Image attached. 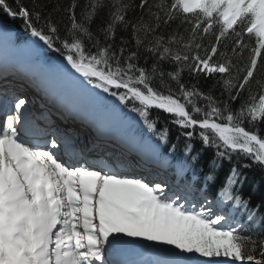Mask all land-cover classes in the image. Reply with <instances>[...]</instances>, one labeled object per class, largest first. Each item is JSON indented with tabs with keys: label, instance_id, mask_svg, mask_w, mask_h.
I'll list each match as a JSON object with an SVG mask.
<instances>
[{
	"label": "snow or ice",
	"instance_id": "obj_1",
	"mask_svg": "<svg viewBox=\"0 0 264 264\" xmlns=\"http://www.w3.org/2000/svg\"><path fill=\"white\" fill-rule=\"evenodd\" d=\"M0 13L29 38L22 79L43 100L36 113L0 90V264H264V194H244L245 170L264 173V0H0ZM0 33L6 56L17 42ZM180 137L193 164L211 150L202 183L171 162Z\"/></svg>",
	"mask_w": 264,
	"mask_h": 264
},
{
	"label": "trees",
	"instance_id": "obj_2",
	"mask_svg": "<svg viewBox=\"0 0 264 264\" xmlns=\"http://www.w3.org/2000/svg\"><path fill=\"white\" fill-rule=\"evenodd\" d=\"M40 2L45 3L49 8L53 6V4L56 2V0H40ZM66 2V0H64ZM0 25H4L11 29L13 32V39L17 42L15 48H21L24 47L28 43V37L27 34L24 33L19 25V21H13L11 18L5 17L2 13H0ZM214 40V37L210 38ZM235 39L234 36H226L224 38H221V44L220 49L222 51H225L228 56H232L233 52L231 51L232 48V42ZM256 37L253 34L251 37L245 32L244 34V42L247 45V47L244 49V57L245 60L247 57L251 54L252 50L256 47ZM205 44H207V40L204 41ZM227 45V48L225 47ZM47 55V54H43ZM55 55V54H52ZM264 58V56H262ZM243 66V65H241ZM205 90L207 89V85H202ZM217 90V93L218 94ZM154 115H159L161 122L164 120H167L168 117H166L163 113H154ZM170 128V142L177 141V135H178V129L172 125H168ZM195 148L194 151H197L201 148V144L198 140L193 141ZM185 146V139L183 137H180L177 142V148L175 154H173L170 159L173 165L180 167L182 164H186L187 171H186V178L189 177H196L197 183H202L204 181L205 174L209 172V168L207 166V160L211 156V150H205L201 161L199 163H191L190 161L185 160V157L183 156V150ZM162 152L167 155V148L162 149ZM233 160L235 161V157H233ZM243 163H247L248 161L244 160ZM203 166V170H201V167ZM230 167V165L225 162L222 164L219 172L217 175H219L221 178L226 174L227 169ZM171 172V171H169ZM246 175L248 176V180L245 183L244 188V194L247 196L249 192H252L253 195V203H256L257 200L260 198L262 194H264V173H261L259 169H246L245 170ZM257 186V187H253ZM215 191L214 188H208V194L211 195ZM240 219H243V217H239ZM246 234V233H245Z\"/></svg>",
	"mask_w": 264,
	"mask_h": 264
},
{
	"label": "bare ground",
	"instance_id": "obj_3",
	"mask_svg": "<svg viewBox=\"0 0 264 264\" xmlns=\"http://www.w3.org/2000/svg\"><path fill=\"white\" fill-rule=\"evenodd\" d=\"M2 68L3 67L0 65V88H3V85L7 83L8 87L12 89L13 91H15L16 94L23 93L24 95L28 94L27 96H31L34 94L33 97L35 99H34L32 110L36 113H39L42 110L41 109V104L43 103L42 94L38 92V90L32 85L31 82L27 80L23 81L22 78L17 77V76H11V74H13L11 72L12 69L9 68L6 71L4 70L5 72H2L1 71ZM6 77L8 78L7 80L5 79ZM53 120L58 125H61L62 129L66 127H75L77 131L80 132L81 139L85 143H87V141L91 138L92 133H90V131L87 128H80L78 124L62 123L60 120H57L55 117H53ZM42 126H43V123H42Z\"/></svg>",
	"mask_w": 264,
	"mask_h": 264
},
{
	"label": "rangeland",
	"instance_id": "obj_4",
	"mask_svg": "<svg viewBox=\"0 0 264 264\" xmlns=\"http://www.w3.org/2000/svg\"><path fill=\"white\" fill-rule=\"evenodd\" d=\"M3 35L2 33H0V59L2 62L9 63L10 61L12 63H15L17 67H15V70H18L19 72H21V68H28L31 70V64L29 62V56H30V52H29V47L28 45L20 51H14L13 49H9L6 56L3 53ZM22 96V95H20ZM168 174L167 173H161L160 174V178L164 179L167 178Z\"/></svg>",
	"mask_w": 264,
	"mask_h": 264
}]
</instances>
